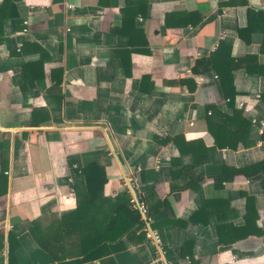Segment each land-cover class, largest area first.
<instances>
[{"label":"crops","instance_id":"crops-1","mask_svg":"<svg viewBox=\"0 0 264 264\" xmlns=\"http://www.w3.org/2000/svg\"><path fill=\"white\" fill-rule=\"evenodd\" d=\"M7 1L0 264L10 232L18 264L79 257L82 238L103 231L133 192L164 253L141 224L107 245L103 264H264V173L252 171L264 159V0ZM124 8L134 19L124 22ZM229 57L222 72L251 126L237 148H219L206 107L232 111L215 68ZM224 167L232 170L220 180ZM88 169L99 174L90 178L95 198ZM241 229L248 234L238 238Z\"/></svg>","mask_w":264,"mask_h":264},{"label":"trees","instance_id":"trees-1","mask_svg":"<svg viewBox=\"0 0 264 264\" xmlns=\"http://www.w3.org/2000/svg\"><path fill=\"white\" fill-rule=\"evenodd\" d=\"M145 1V0H144ZM230 0V3L234 2ZM8 2L4 3L2 6L8 5ZM131 0H126L125 7L130 6ZM146 4V2H144ZM13 6V3H12ZM145 8V7H144ZM123 19L124 22L131 21V19H134L133 16H135L136 12L130 16V13H127V10L124 8L123 9ZM6 13H2L0 11V18L1 21L5 18ZM255 30V28L250 27L248 29L249 32ZM247 31V29L241 30ZM241 34V32H240ZM222 48H218L216 52H214L211 55V59L215 61V57L218 55L219 51H221ZM209 58V59H210ZM232 58L229 57V59H222V60H217L219 63L218 67H215L218 72H219V77H220V86L222 89V92L224 93L225 96L229 98V104L232 108L231 113L224 112L220 109H218L215 106L209 105L206 107V112L207 110H210V113H207L206 117V122H207V128L208 131L213 135L214 137V142L217 147L219 148H237L238 144L237 142L240 141L241 137V130L247 131L248 134V128H250L251 123L247 118L244 117L243 110L238 109L234 107L233 101H234V96H235V90L232 88V78L230 75H225V73L222 72L223 67H226L229 65V62H232L230 60ZM201 61L196 62V68H194L195 71H198V65ZM207 62V61H206ZM236 65V64H235ZM232 67V65H231ZM262 100L264 101V93L261 95ZM249 135V134H248ZM179 138L181 136H176L174 137L175 143L178 145L180 153L183 154L185 153V147L182 146V144L179 141ZM261 138L264 139V133L261 135ZM242 142V141H240ZM255 142L254 140L250 139L249 141H245L242 144L245 146L248 143H253ZM253 172L258 173V172H263L264 173V159L261 161L255 163L252 165ZM93 168V167H92ZM232 169L224 167V175L220 177V180H225L229 176V171ZM240 170H244L245 168H242ZM237 171V170H233ZM239 171V170H238ZM86 180H87V197L90 198H95L96 192L98 191V187L92 185L90 178H91V169L84 170ZM96 181V179H99V174L97 172L92 173V178L91 180ZM246 196V205L247 209H251L253 204V197L242 192ZM129 196H125L121 202L118 203L116 206L115 210V215L111 218L110 222L107 223L105 229L101 231L98 234L95 235H86L85 237L82 238V251L79 257L70 260V261H58L57 263H50V264H91L89 262L93 261L94 259H101L100 264H103L102 256H105L109 254L108 250H106L107 245L113 244L114 242L118 241V239L124 234L127 230L129 229H134L136 227L141 226L142 221L140 219V215L137 211L132 210L129 206ZM90 200V199H89ZM85 204V203H83ZM80 209H82V205L80 203ZM195 219V218H193ZM243 233L238 236V238L245 237L247 236L248 232H245V230H240ZM227 232V231H225ZM219 242H223L221 234H219ZM19 246V241L18 239L13 235V233H9L7 237V264H18V259L16 255V249ZM108 256V255H107Z\"/></svg>","mask_w":264,"mask_h":264},{"label":"built area","instance_id":"built-area-1","mask_svg":"<svg viewBox=\"0 0 264 264\" xmlns=\"http://www.w3.org/2000/svg\"><path fill=\"white\" fill-rule=\"evenodd\" d=\"M71 7V5L69 6ZM125 182L131 187L135 184L134 178L130 175L125 178ZM129 206L132 210H135L139 213L140 219L142 221V230L144 232L145 238L156 244L159 247L160 253H164V249L161 246V238L157 230L151 227V218L149 216L148 208L145 201L138 197L134 192L129 199ZM152 264H156V261H153Z\"/></svg>","mask_w":264,"mask_h":264}]
</instances>
